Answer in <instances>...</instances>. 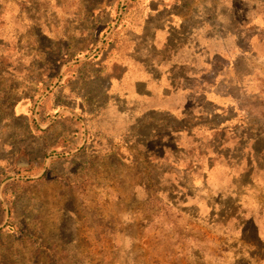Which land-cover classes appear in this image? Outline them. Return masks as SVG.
<instances>
[{"label":"rangeland","instance_id":"obj_1","mask_svg":"<svg viewBox=\"0 0 264 264\" xmlns=\"http://www.w3.org/2000/svg\"><path fill=\"white\" fill-rule=\"evenodd\" d=\"M0 264H264V0H0Z\"/></svg>","mask_w":264,"mask_h":264},{"label":"trees","instance_id":"obj_2","mask_svg":"<svg viewBox=\"0 0 264 264\" xmlns=\"http://www.w3.org/2000/svg\"><path fill=\"white\" fill-rule=\"evenodd\" d=\"M220 57L217 56L216 59H219ZM212 73H209L207 76L210 77L212 76V74H214L216 72V64L213 65V67L210 69Z\"/></svg>","mask_w":264,"mask_h":264}]
</instances>
